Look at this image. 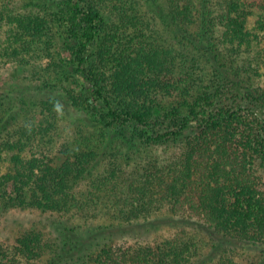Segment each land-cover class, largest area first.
I'll use <instances>...</instances> for the list:
<instances>
[{
	"label": "trees",
	"instance_id": "1",
	"mask_svg": "<svg viewBox=\"0 0 264 264\" xmlns=\"http://www.w3.org/2000/svg\"><path fill=\"white\" fill-rule=\"evenodd\" d=\"M5 27L0 61L47 63L0 96V213L47 219L0 264H264V0H0Z\"/></svg>",
	"mask_w": 264,
	"mask_h": 264
},
{
	"label": "rangeland",
	"instance_id": "2",
	"mask_svg": "<svg viewBox=\"0 0 264 264\" xmlns=\"http://www.w3.org/2000/svg\"><path fill=\"white\" fill-rule=\"evenodd\" d=\"M257 15L254 17H251L249 20L248 27L252 29L254 27V21L257 19ZM5 31L6 27L0 29V40H4L5 38ZM264 44L259 48V63H260V73H261V78L259 79V83L264 86ZM256 51V50H255ZM254 51V52H255ZM253 55H256V52L253 53ZM47 63V60H42V61H34L31 60L30 66L29 67H21L19 64L12 60H6L3 59L0 61V96L4 94L7 91L13 92V90L16 89V91H30L31 85L34 84V79L32 78V72L33 67L37 66H44ZM36 65V66H34ZM31 66H33L31 68ZM35 69V68H34ZM31 72V73H30ZM22 87V88H21ZM32 92V91H31ZM6 94V93H5ZM70 111V110H69ZM27 114V120L33 119L32 118V112ZM83 114H79L73 110L69 112V116H67L64 120H62L59 124L60 126V134L55 137V143H54V149H51L52 151L58 150V148L61 147L62 143L66 141L67 139H71L74 137L76 129H74L68 123L69 121L76 122L78 124L77 120L84 119ZM22 122V121H21ZM69 127V128H68ZM50 146L48 147V149ZM29 148H27V151L29 153ZM144 154L139 156H143ZM148 156L153 158V157H163L164 156V151L160 149H154L151 150L150 153H148ZM47 218L40 217L38 214L35 213H30V212H19V211H13L7 214H1L0 213V239L5 240L6 238H11L13 234L18 232L19 229L22 228H27L29 227L33 222H37L38 220L40 221H45ZM167 218L162 219L163 221L166 220ZM49 230V229H47ZM179 229L173 228V227H163L157 230H151L150 232H143L141 234L133 235V234H127L125 236L124 240H130V241H138L141 243H151L154 240H159L162 239L163 237H166L167 235L173 234ZM52 236L53 232L51 233ZM130 235V236H129Z\"/></svg>",
	"mask_w": 264,
	"mask_h": 264
}]
</instances>
